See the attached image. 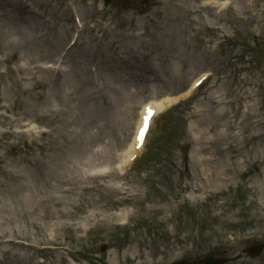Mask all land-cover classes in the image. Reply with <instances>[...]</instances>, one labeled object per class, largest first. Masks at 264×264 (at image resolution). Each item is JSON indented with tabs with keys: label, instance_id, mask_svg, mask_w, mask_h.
<instances>
[{
	"label": "rangeland",
	"instance_id": "1",
	"mask_svg": "<svg viewBox=\"0 0 264 264\" xmlns=\"http://www.w3.org/2000/svg\"><path fill=\"white\" fill-rule=\"evenodd\" d=\"M129 1H2L0 91L12 86L10 112L37 120L34 125L51 135L38 151L33 142V152L25 153L28 162L5 153L0 178L20 185L19 176L26 173L31 194L19 211L8 210L10 198L4 194L0 253L12 248L4 260L15 261L14 248L2 245L15 237V228L24 235L21 241H31L41 221L67 218L62 210L74 211L73 218L84 211L111 216L114 203L130 197L134 230L115 234L119 241L93 264H116L124 256L165 264L169 253L179 251L190 262L212 257L233 259L228 264H264V254L234 259L249 245L264 243V0H210L221 7L212 6L210 13L201 7L207 0H159L148 9L141 6L143 0ZM73 7L84 15V30L74 25ZM76 34L77 44L62 59ZM55 55L65 62L66 75L35 74L47 88L48 101L40 105L35 86L26 82L30 89L22 91L14 86L21 84L19 78L13 84L8 71L20 59L30 66L47 60L55 65ZM202 73L210 74V81L191 92L192 80ZM162 98L171 100L170 107L181 104L174 108V119L163 124L167 130L161 125L149 137L147 149L155 147L156 158L120 177L114 167L130 144L138 110ZM43 113L49 117L41 118ZM130 113L135 116L131 124ZM174 125L180 133L165 143L169 152L161 157L159 146ZM197 157L210 161L207 180L201 178ZM10 170L15 174L6 173ZM116 182L128 195L113 189ZM194 186L205 190L203 200L182 204L181 195L192 194ZM20 187L18 194L26 185ZM153 204L162 209L148 210ZM25 213L24 221L20 215ZM167 220L172 222L162 223ZM57 227L56 235L63 232ZM66 244L81 245L67 239ZM31 253L24 250L27 262Z\"/></svg>",
	"mask_w": 264,
	"mask_h": 264
},
{
	"label": "bare ground",
	"instance_id": "2",
	"mask_svg": "<svg viewBox=\"0 0 264 264\" xmlns=\"http://www.w3.org/2000/svg\"><path fill=\"white\" fill-rule=\"evenodd\" d=\"M196 160H198L197 162H199V163H201L200 165L202 166L201 168H205L204 170H206L207 168H208V166H206L207 164H205V161H204V159H202V158H197ZM198 163V164H199ZM29 192H30V189L28 188V187H26L25 188V193H26V195H27V197H28V195H29ZM0 229H1V231H0V234H3L5 231H4V229H3V227H2V225H0ZM8 252H6V253H4V254H7Z\"/></svg>",
	"mask_w": 264,
	"mask_h": 264
}]
</instances>
